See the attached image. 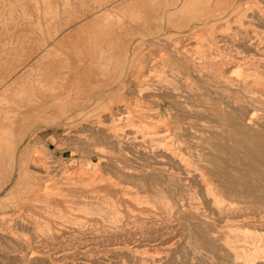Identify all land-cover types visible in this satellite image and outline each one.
<instances>
[{"label": "rangeland", "instance_id": "obj_1", "mask_svg": "<svg viewBox=\"0 0 264 264\" xmlns=\"http://www.w3.org/2000/svg\"><path fill=\"white\" fill-rule=\"evenodd\" d=\"M79 1L0 0V138L18 149L10 180L0 153V264H248L231 230L264 236V188L254 179L242 210L232 203L229 160L242 151L223 114L236 103L253 118L236 137L261 141L264 85L245 76L264 73V0H158L156 23L142 0L141 32L130 49L109 42L110 54L126 53L100 74L79 60L118 27L75 42L76 22L106 4ZM121 106L140 139L171 135L133 143L111 122Z\"/></svg>", "mask_w": 264, "mask_h": 264}, {"label": "bare ground", "instance_id": "obj_2", "mask_svg": "<svg viewBox=\"0 0 264 264\" xmlns=\"http://www.w3.org/2000/svg\"><path fill=\"white\" fill-rule=\"evenodd\" d=\"M174 14H172V16H174ZM222 21V20H221ZM209 24V23H207ZM201 26V25H200ZM193 27V26H191ZM191 27L189 29H191ZM188 29V30H189ZM187 31V30H186ZM189 33V32H188ZM175 39V38H174ZM183 39V38H182ZM232 39V38H231ZM229 39V40H231ZM247 42L250 41V44L252 45V51H254L256 54H260L261 49H263V45L262 43H258V39L256 38H251L250 36L246 37ZM205 40V39H204ZM208 40V39H207ZM206 41V40H205ZM219 41V40H218ZM227 43H229L228 41H226ZM257 42L256 46L255 45ZM176 43V42H175ZM249 43V42H248ZM247 43V44H248ZM223 46V45H222ZM178 50V47H176ZM175 48V49H176ZM237 49V48H236ZM221 54V53H220ZM190 57L192 55H189ZM186 57V56H185ZM220 57V56H219ZM264 59V58H263ZM179 60V61H178ZM173 62L171 63H177L175 66H178V64H182L181 58H178L175 56V59L171 60ZM186 61V60H185ZM202 59L199 57H191L190 60H187L186 63H190V64H195V65H201L202 63ZM136 66V65H135ZM152 67V66H151ZM135 68V67H134ZM138 68V67H137ZM151 69V68H149ZM239 70V69H238ZM137 71V70H136ZM127 72V71H126ZM150 73V72H149ZM242 74V73H241ZM257 74V75H256ZM146 75H148L146 73ZM143 76V75H142ZM149 79H153L155 80V77H152V74H149ZM246 79H255L256 81H258L259 83L264 85V80L262 78H264V73L257 71L255 69L250 71L249 74H246ZM238 78V77H237ZM242 79V78H240ZM152 82V81H151ZM149 83V82H148ZM242 91V90H241ZM97 99V98H96ZM95 99V100H96ZM241 102V101H240ZM261 104V102L259 103ZM234 106H231V110H229L228 113L224 112L225 114L224 117L226 118L227 121V126L229 128V139H230V144L229 146H233V147H238L241 148L242 151V155L240 156L239 154H235L232 158H230L229 162L231 163V167L233 168V179L231 181V187H230V191L229 194L231 195V200L232 203H235L234 205H236V207L241 211L242 207L240 206L241 204H244L246 200L249 199V197L253 194L256 193V190L252 187V181L255 179L256 183L258 185H261L264 188V132L259 133V136H256L259 138V140H261L259 143H252L250 142L247 138H240L238 139L237 136V132L240 133L241 130L243 132H246L247 128L245 127L246 124H250L253 121V118H249L246 119L245 118V114L243 113V111L239 108V106H237L236 103H233ZM122 107V106H121ZM124 108V109H123ZM118 109V108H117ZM115 110V109H114ZM234 110H238V115L239 114H244L241 116H237V118L233 119V117H231V115L235 116V112H233ZM119 111H121L119 114L117 113V117L113 118L111 117V122H116L121 124L126 130L123 131V134L128 136V138L131 139V141L133 143H140L145 141V139L148 138H154L157 140H161L164 141V139L168 138L171 134L170 131L165 132V133H158L157 131H150L148 133H146L145 135V139H140L139 138V134L138 131L136 130V128L134 126L130 125V116L131 113L125 108L122 107ZM208 111V110H207ZM255 111V110H254ZM258 111V110H257ZM161 115V114H160ZM164 117V116H163ZM166 118V117H164ZM165 122V121H164ZM109 126V125H108ZM129 127V128H128ZM123 128V129H124ZM255 129V128H254ZM145 131V130H144ZM143 131V132H144ZM126 132H129L126 133ZM252 132V131H251ZM4 133V132H3ZM248 133V132H247ZM250 134V133H249ZM251 135V134H250ZM148 137V138H147ZM246 137V136H245ZM173 138V137H172ZM1 140V138H0ZM258 140V139H257ZM2 141V145H3V149H0V153L5 152V157H2L3 163H4V167L6 169H8V171L6 172V179H11L13 176V166L15 163V156H16V150L17 149V143L15 141L11 142L12 144H10V142H8L6 140V138L4 137ZM167 141V140H165ZM257 142V141H256ZM173 150V149H172ZM233 150V148H232ZM237 150V149H236ZM240 150H238L239 152ZM234 152V151H233ZM33 154V152L31 153V155ZM179 155V154H178ZM34 155H32L33 157ZM182 157V156H181ZM188 157V156H187ZM185 161V160H184ZM225 161V159H224ZM228 161V160H227ZM4 173V172H3ZM0 170V174H3ZM21 173V172H20ZM22 174V173H21ZM75 179V178H74ZM91 180V179H90ZM93 180V179H92ZM8 180L5 179H1L0 177V183L3 186L4 182H7ZM81 182V181H80ZM86 182V181H85ZM32 184V183H31ZM93 184V183H92ZM33 185V184H32ZM44 185V184H42ZM7 186V185H6ZM20 187H22V184L16 183V186L14 187V189H19ZM70 187V186H69ZM213 189V188H212ZM22 190V189H21ZM220 191V190H219ZM258 191H262L264 193V190L258 189ZM221 193V192H220ZM51 194V193H50ZM62 195V194H61ZM12 196V195H11ZM68 196V195H67ZM212 196V195H211ZM11 198V197H10ZM46 198V197H45ZM53 198V197H52ZM64 198V197H63ZM107 201V200H106ZM66 202V201H65ZM70 202V201H69ZM104 202V201H103ZM52 203V202H51ZM106 203V202H105ZM104 203V204H105ZM220 203V202H219ZM231 203V202H228ZM53 204V203H52ZM73 204V203H72ZM82 204V203H81ZM83 204L85 205V203L83 202ZM106 205V204H105ZM223 205V202L221 204V206ZM229 205V204H227ZM233 205V206H234ZM19 206V205H18ZM37 206V205H36ZM43 206H45L43 204ZM76 206V205H75ZM111 206V205H110ZM231 206V205H230ZM59 207V206H58ZM112 207V206H111ZM224 207V206H223ZM227 208V206H225ZM45 208V207H43ZM42 208V209H43ZM50 208V207H48ZM114 208V206H113ZM233 208V207H231ZM235 208V206H234ZM85 210L92 211V208L90 209V207L85 206L84 207ZM244 209V207H243ZM252 209V207H251ZM50 210V209H49ZM103 210V209H102ZM221 210V209H218ZM45 211V210H44ZM55 211V210H54ZM95 211V210H94ZM234 211V210H233ZM253 211V209H252ZM51 212V211H50ZM56 212V211H55ZM63 212V211H62ZM116 212V211H115ZM263 212V211H262ZM48 213V212H47ZM58 214V213H57ZM66 215V214H65ZM51 216V215H50ZM219 217V216H218ZM243 217V215H242ZM221 218V217H220ZM64 219V218H63ZM78 224V223H77ZM239 227V226H238ZM233 232H235L236 234H238L239 232H241L240 234L245 238L244 240H242V242H244L243 245H236V246H232L231 248L234 250L235 252V257L238 260H242L247 262L248 264H254L255 261L257 259H264V236L261 237H257L254 234H256L254 231L249 230V229H245L244 231L241 230H231ZM216 233V232H215ZM231 235V234H230ZM217 236V235H216ZM209 239V238H208ZM207 239V240H208ZM214 239V238H213ZM230 240L233 239H239L238 235L237 236H229ZM236 242H240V241H236ZM163 246V245H162ZM198 247V246H196ZM163 248V247H162ZM164 249V248H163ZM218 257V256H217ZM220 259V258H219ZM244 262V263H245ZM257 264V263H256Z\"/></svg>", "mask_w": 264, "mask_h": 264}, {"label": "crops", "instance_id": "obj_3", "mask_svg": "<svg viewBox=\"0 0 264 264\" xmlns=\"http://www.w3.org/2000/svg\"><path fill=\"white\" fill-rule=\"evenodd\" d=\"M64 1L65 3H69V5L66 4L67 6L74 7V5H72V2H74V0H62V2ZM75 1H77V3L81 2L79 0ZM105 2V5L95 7L97 11L94 10V13H88L89 15L85 18L88 19L87 21L76 22L78 27L72 28L68 32L70 35L69 37L74 36L73 40L75 39V42L81 43L85 40H88V37L86 35L84 36V34H87V32L96 30L102 31L105 29L103 27H108L111 29V26H115V24L118 27L117 30H114L113 32L109 30L108 34H106L104 37H101L100 39H97L99 41L97 43H95L96 39L93 38L95 42L90 47L93 51L84 58V61L79 60L80 63L85 62L87 64L89 62L88 64H91V67H89V71L95 74L103 73L106 70L105 68L109 67L110 63H113L115 59H119L125 56L126 52H124L123 55L118 53L117 56L119 57H117L115 54H110V48L106 49L110 41L119 42L120 44L118 43L117 48L120 47L130 49L131 41L129 42V40H134L141 32L140 30L143 10L142 0H105ZM157 2L158 0H146L148 9L150 10L148 19L150 21L152 20V22L153 20L156 21L157 15L159 13L157 12ZM61 7H64V5L62 4ZM185 7L187 8V6L183 5L184 11L186 9ZM178 8L180 9L181 6L174 8L175 10H173V13H175L174 18L171 20V25L173 26V28L181 27V25L184 24V22L177 17L179 16L178 12H176ZM152 22L150 24H152ZM119 25H122L123 27H120ZM77 29L80 30L83 36L80 35L81 33L78 32ZM85 30L87 31L86 33ZM90 40L92 41V39ZM94 49L96 53L94 52ZM113 57H115V59ZM75 70L77 72H82L80 68H76ZM136 70L137 69H134L133 72H135ZM90 83L93 84L90 87L97 88L101 86L99 79H96V77H93L90 80ZM80 87L84 86L82 85Z\"/></svg>", "mask_w": 264, "mask_h": 264}]
</instances>
